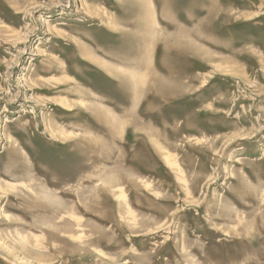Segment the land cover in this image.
<instances>
[{"label":"rangeland","instance_id":"obj_1","mask_svg":"<svg viewBox=\"0 0 264 264\" xmlns=\"http://www.w3.org/2000/svg\"><path fill=\"white\" fill-rule=\"evenodd\" d=\"M6 1L0 264H264V0Z\"/></svg>","mask_w":264,"mask_h":264},{"label":"bare ground","instance_id":"obj_2","mask_svg":"<svg viewBox=\"0 0 264 264\" xmlns=\"http://www.w3.org/2000/svg\"><path fill=\"white\" fill-rule=\"evenodd\" d=\"M8 1H10V0H8ZM8 1H6V2H8ZM22 1H24V0H22ZM12 2V1H11ZM10 2V3H11ZM15 3V2H14ZM8 5H9V3H7ZM12 5V4H11ZM118 9V8H117ZM147 11V10H146ZM109 16V15H108ZM109 19H110V17H109ZM111 20V19H110ZM95 26V25H94ZM2 27V26H1ZM64 72H67L66 70H67V67H63V68H61Z\"/></svg>","mask_w":264,"mask_h":264}]
</instances>
